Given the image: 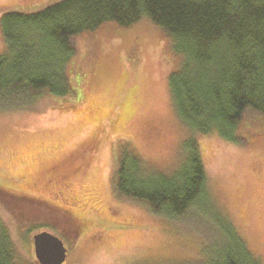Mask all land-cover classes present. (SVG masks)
Listing matches in <instances>:
<instances>
[{
    "label": "rangeland",
    "instance_id": "1",
    "mask_svg": "<svg viewBox=\"0 0 264 264\" xmlns=\"http://www.w3.org/2000/svg\"><path fill=\"white\" fill-rule=\"evenodd\" d=\"M54 1L0 0V15ZM77 43L67 70L74 95L0 110V195L32 201L18 216L53 227L68 248L62 264H190L202 258L203 236L118 197L114 173L131 151L170 172L184 155V140L195 135L212 197L264 264V116L243 120L244 142L195 134L178 118L169 85L183 55L149 19L105 24L79 34ZM7 50L0 28V54ZM33 235L18 245L26 258H36Z\"/></svg>",
    "mask_w": 264,
    "mask_h": 264
},
{
    "label": "trees",
    "instance_id": "2",
    "mask_svg": "<svg viewBox=\"0 0 264 264\" xmlns=\"http://www.w3.org/2000/svg\"><path fill=\"white\" fill-rule=\"evenodd\" d=\"M144 19L183 55L180 70L169 78L178 118L195 134L244 142L243 120L264 116V0H56L35 11L7 10L0 15L8 49L0 54V110L33 109L42 99L74 95L67 70L79 52V34ZM183 149L170 172L125 152L114 173L116 195L193 226L204 240L202 258L190 264H262L212 197L195 135L184 140ZM8 197H0L6 202L0 209V264H39L18 245L53 227L22 220L18 214L32 201ZM4 212L10 214L6 224Z\"/></svg>",
    "mask_w": 264,
    "mask_h": 264
},
{
    "label": "water",
    "instance_id": "3",
    "mask_svg": "<svg viewBox=\"0 0 264 264\" xmlns=\"http://www.w3.org/2000/svg\"><path fill=\"white\" fill-rule=\"evenodd\" d=\"M35 256L39 264H62L68 254L65 242L50 230H40L33 235Z\"/></svg>",
    "mask_w": 264,
    "mask_h": 264
}]
</instances>
